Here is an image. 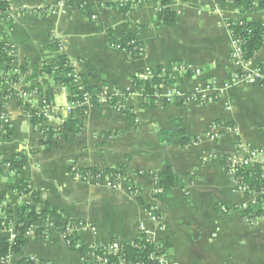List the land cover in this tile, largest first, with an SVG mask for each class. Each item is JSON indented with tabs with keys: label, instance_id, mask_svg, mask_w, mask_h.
Here are the masks:
<instances>
[{
	"label": "crops",
	"instance_id": "1",
	"mask_svg": "<svg viewBox=\"0 0 264 264\" xmlns=\"http://www.w3.org/2000/svg\"><path fill=\"white\" fill-rule=\"evenodd\" d=\"M7 1L9 9L0 17V41L13 47L15 63L41 66L57 62L63 53L82 79L104 86L106 94L131 107L137 119L128 120L110 100L103 101L85 115L79 135L46 148L44 134L31 123L32 113L42 109L41 96L22 101L8 95L6 86L0 91V115L6 113L11 123L10 137L0 131V190L6 203L16 211L32 200L30 194L17 192L25 180L40 191L44 204L52 203L88 225L71 234L83 246L134 242L144 228L154 241L165 244L167 264H264V215L250 221L235 210L255 204L257 196L236 190L222 163L224 155L235 153L239 141L264 154V85L240 84L217 93L209 103H167L159 98L155 107L145 106L144 97L131 85L140 72L173 63L200 69L211 81L224 84L234 71L227 21L264 20V7L257 0H249L254 6L246 10L247 2L171 0L176 23L163 26L153 0ZM127 2L132 9L125 17L112 3ZM109 30L118 39L123 33L136 34L143 44L141 55L131 57L114 46ZM56 41L60 51L53 46ZM258 67H264V43L249 60L250 70ZM200 78L186 76L179 87L192 93L202 85ZM48 89L55 105L44 125L59 126L69 115L67 92L53 83ZM162 129H183L196 140L185 146L163 144ZM108 131L111 135L105 136ZM14 155L25 158L15 178L5 163ZM122 163L127 169L117 177L116 189L108 185V174L97 177L89 171L79 176L82 169L103 171ZM166 166L181 176L184 186L158 197L155 175ZM140 197L161 217L146 210ZM40 228L48 235L37 236ZM27 257L48 264H93L86 253L68 244L63 231L45 221L31 228L29 242L9 264Z\"/></svg>",
	"mask_w": 264,
	"mask_h": 264
},
{
	"label": "trees",
	"instance_id": "2",
	"mask_svg": "<svg viewBox=\"0 0 264 264\" xmlns=\"http://www.w3.org/2000/svg\"><path fill=\"white\" fill-rule=\"evenodd\" d=\"M158 4L156 14L160 25L171 26L176 23L177 11L172 6L171 0H153ZM237 5H244L247 2V6L243 10L253 7L254 5L249 0H231ZM259 5L264 7V0H257ZM118 11L125 17L130 15L132 9V3L127 2L112 3ZM9 9V3L7 0H0L1 14ZM90 15V12L87 11ZM230 24L232 33L238 35L241 38V46L244 52V59L250 60L261 49L264 43V20L251 22L243 20V24L239 22L227 21ZM108 37L111 43L115 46H119L120 50L126 51L131 57H139L143 51V44L139 37L134 33H123L120 39L113 35L111 30L108 31ZM56 50L60 51L61 45L56 41L53 43ZM14 49L8 43L0 41V91L10 86L8 95L19 96L24 101L27 99L21 95L22 92H35L40 95L43 103L42 109L39 113H32L31 123L34 127H39L46 143V148H50L55 142L66 141L73 135H79L84 128L85 115L89 112L91 107H100L103 105L102 96L104 95V86L99 87L92 84L85 79H82L73 69V64L67 55L61 53L57 62H45L41 66L34 64L20 65L15 63V56L13 55ZM174 65H181V63H173L168 65H160L152 69L153 75L150 78L142 77L144 72H140L138 75L132 77L131 85L134 90H141L144 93L145 106L155 107L157 106L158 97L155 93L162 89L163 86L167 87L170 84L180 86L181 80L186 76L194 75L191 70L184 73L172 70ZM167 70H164V69ZM170 68V70H169ZM234 71L232 72V74ZM231 74V75H232ZM230 75V77H231ZM229 77V78H230ZM201 82L207 83L211 81L204 75L201 76ZM50 83L58 89L66 88L67 98L69 104L77 103L76 109H72L64 121L59 126L44 125V121L47 119L45 114L48 105L54 107V95L49 91L48 86ZM15 85H20L21 89L15 88ZM264 85V83H263ZM110 97L109 95H107ZM85 99L88 103H84ZM169 103L168 101H166ZM174 103V101H173ZM182 103V102H180ZM109 104L115 108H119L120 111L126 115L128 120L135 121L137 119L134 110L131 107L122 105L118 98L110 97ZM28 105V103H25ZM218 123L232 126L231 123H224L218 121ZM1 131V129H0ZM6 132V136L11 135V123L2 130ZM112 132H106L105 136L111 135ZM160 142L163 144L179 143L183 146L188 145L196 140L192 138L185 130L180 129L177 132H170L166 130L159 131ZM252 147L251 145H249ZM253 148V147H252ZM39 150V149H38ZM24 156L14 155L11 159H7V163L12 166V177L20 175L19 164L23 163ZM222 163L227 171L232 170V164L229 161V155L222 157ZM126 163L119 164L115 167L107 168L103 171L96 168L82 169L81 174L85 175L87 172L92 171L96 174H108L110 179L119 177L126 171ZM234 177L238 180V184L247 186L246 194H252L250 192H256L257 201L253 205H247L241 210V215L254 221L257 218L264 215V163L261 161H254L250 164H239L236 167V171H233ZM157 191L156 196L162 197L163 194L173 190L174 188L184 186L183 179L180 175L171 170L169 166H166L163 170L156 173ZM135 189L132 187V191ZM19 196L26 194L31 195V201H25L19 205L16 211L13 210L6 203L5 193L0 190V227L11 228L15 227L16 237L11 240L7 234L0 233V264H7V259L15 254L19 253L29 242V232L36 224L40 222H50L57 230L65 231L69 226H73L77 223V220L70 217L63 209L52 203H43L40 198V191L33 188L32 185L23 180L21 185L17 187ZM142 205L146 210L150 211L155 218L161 217V212L148 205L143 198H139ZM79 221V220H78ZM82 220H80L81 222ZM37 236L44 237L48 235L45 229H38ZM71 241V246L75 247L77 240L72 236L66 237ZM113 242V241H112ZM110 242V243H112ZM103 244L101 246H82L84 253H95L96 255L107 258L111 263H116L120 260H124L127 264H157L158 257L162 254L165 255V244L163 242H156L152 239V236L147 231H141L139 237L134 242H121L122 247L117 253L110 252L107 246L110 244ZM170 242L166 243V247L170 246ZM17 264H48L43 260L35 259L33 257L24 258Z\"/></svg>",
	"mask_w": 264,
	"mask_h": 264
},
{
	"label": "built area",
	"instance_id": "3",
	"mask_svg": "<svg viewBox=\"0 0 264 264\" xmlns=\"http://www.w3.org/2000/svg\"><path fill=\"white\" fill-rule=\"evenodd\" d=\"M57 5H61L64 6V4L62 2H58ZM0 15H1V11H0ZM240 24H243V20L239 21ZM227 26L231 32V46H232V61H233V66H234V73L231 75V77L229 78V80L227 82H225L224 84L220 85L218 84L216 81H208L207 83H202V85L197 86L192 93H185L179 86L176 85H169L167 87L163 86L162 89L158 90L155 95L156 97L162 98L165 101L168 102H172L176 99H183L185 102L189 103V102H200V103H209V102H213L215 101L216 98V94L217 93H225L226 91H228L229 89L240 85V84H244V85H263L264 83V67H258L255 69L250 70L248 68L249 66V61L244 59V52H243V48L241 46V38L232 33L231 29H230V24L227 23ZM115 46V45H114ZM118 49L119 46H116ZM124 51V50H123ZM74 69V68H73ZM152 69L153 68H148L142 75V77L144 78H150L153 73H152ZM164 70H167L166 68ZM170 70V68H169ZM172 70L174 71H179V72H186L188 70H191L193 72V74L195 76H202L203 72L200 69H192L191 66H187L186 64H181V65H174V67H172ZM75 71V70H74ZM76 72V71H75ZM62 90L66 91V88L63 87ZM104 95L102 96V101H109L110 97L107 96L106 91H104ZM139 92L141 93V95L144 97V93L139 90ZM36 94L35 92H22L21 95L25 98H28L32 95ZM43 103V100H42ZM84 103H88V100L85 99ZM77 107V103H72L71 105L68 106V113L71 112L72 109ZM54 107L51 105H48L47 110L45 112L47 118H49L52 115V111H53ZM230 109V107H229ZM64 121V119H61V123L62 124ZM7 125H10V118L6 113H2L0 115V129L4 130L5 127H7ZM214 138V137H213ZM0 161L1 157H0ZM229 161L232 164V170L236 171V167L239 164H250L254 161H261L264 163V154L262 155V153L256 149V148H252L249 145L243 143L242 141H239L236 144V151L235 153H233L232 155L229 156ZM7 167H9V169H12V166L10 163L5 162ZM233 171H228L231 175H232V180L235 183V189L246 193L247 191V186H243L242 184H238V180L234 177V173ZM12 173H14L12 171ZM81 173V171H80ZM105 174H96L97 177H102ZM79 176H82V174H80ZM85 176V175H83ZM117 178L115 177V179H110L108 182V185L111 186L113 189H116L118 187V183L116 182ZM253 195H256V192H250ZM246 207V205H242L238 208H236L235 210H242ZM223 211L224 212H229L230 209L227 207H223ZM151 213V212H150ZM153 215V214H152ZM82 226H88L87 224L80 222V223H76L73 226H69L64 232L65 237H67L68 235H71L73 231H75L76 229L82 227ZM141 231H146L144 228L141 229ZM0 233L2 234H7L10 236V239L13 240L16 237V232H15V227H11V228H6V227H0ZM66 240L68 241V244L71 243V241H69L67 238ZM71 245V244H70ZM82 244L77 242L75 244V249H82ZM122 247V244L120 241H113L112 243H110L107 246V249L110 252H114L117 253L119 251V249ZM86 255L88 256L89 261H91L93 264H127L125 263L124 260H120L116 263H111L107 258H104L103 256L100 255H96L95 253H86ZM9 259L10 257L7 259L9 264ZM140 264H147V263H140ZM157 264H167V258L166 255H160L158 257V263Z\"/></svg>",
	"mask_w": 264,
	"mask_h": 264
},
{
	"label": "rangeland",
	"instance_id": "4",
	"mask_svg": "<svg viewBox=\"0 0 264 264\" xmlns=\"http://www.w3.org/2000/svg\"><path fill=\"white\" fill-rule=\"evenodd\" d=\"M3 13H4V12H3ZM3 13L0 15V17L3 15ZM11 257H12V256H11ZM11 257H10V259H11ZM10 259H9V260H10Z\"/></svg>",
	"mask_w": 264,
	"mask_h": 264
}]
</instances>
